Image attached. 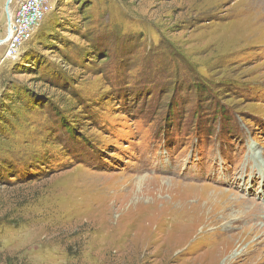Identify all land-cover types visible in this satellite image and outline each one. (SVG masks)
Masks as SVG:
<instances>
[{
  "label": "rangeland",
  "instance_id": "374dc122",
  "mask_svg": "<svg viewBox=\"0 0 264 264\" xmlns=\"http://www.w3.org/2000/svg\"><path fill=\"white\" fill-rule=\"evenodd\" d=\"M50 5L0 45V264H229L263 239L238 169L264 158V0Z\"/></svg>",
  "mask_w": 264,
  "mask_h": 264
},
{
  "label": "built area",
  "instance_id": "2783aa9c",
  "mask_svg": "<svg viewBox=\"0 0 264 264\" xmlns=\"http://www.w3.org/2000/svg\"><path fill=\"white\" fill-rule=\"evenodd\" d=\"M10 37L6 57L16 56L21 47L30 41L50 9V0H12Z\"/></svg>",
  "mask_w": 264,
  "mask_h": 264
},
{
  "label": "bare ground",
  "instance_id": "6f19581e",
  "mask_svg": "<svg viewBox=\"0 0 264 264\" xmlns=\"http://www.w3.org/2000/svg\"><path fill=\"white\" fill-rule=\"evenodd\" d=\"M244 164L240 165V167L238 169L239 171L241 170V174L243 176L247 175L249 173V167L251 165H253V169H255V173H254L252 179H249V181H247L248 183L247 182L245 183V187H242L241 191L245 193V196L248 197L252 203H254L253 205L256 204V206L258 205L260 208H262L264 210V158L257 160L254 157L253 159L246 161ZM209 180L213 181V182H217V184L222 185V186H226V187L228 186L227 184L230 183L229 179H227L225 177L223 179H219V178H216V176H212ZM259 180H261L260 183H259ZM234 183L235 182L233 181V184ZM257 183L260 184L258 187L256 186ZM231 186H232V184H231ZM250 214H252V213H250ZM259 214L262 217L264 216V213H259ZM257 217H259V216H257ZM257 217H255V218H257ZM262 235H264V231H263ZM233 241L229 242L228 245H226L224 247L226 249V251L224 253H222L223 256L229 254L228 255L229 256V260H228L229 264L233 263V262H238V260H241L242 257L249 255L254 250V245H255V247L259 248V247H263L262 245L264 244V238H263V239L259 240L258 242L253 243V245H250L246 250H243V251L237 252V253L236 252L233 253V252H230V249L232 248L233 243H237L236 241H234V242ZM238 241H240V240H238ZM260 261H261V263L264 262V255H262V254L260 255Z\"/></svg>",
  "mask_w": 264,
  "mask_h": 264
},
{
  "label": "water",
  "instance_id": "95a60500",
  "mask_svg": "<svg viewBox=\"0 0 264 264\" xmlns=\"http://www.w3.org/2000/svg\"><path fill=\"white\" fill-rule=\"evenodd\" d=\"M11 2H12V0H7V2H6V8L5 9H6V13H7V19H8V28H7L6 37L0 40V45L7 43V41L9 40V37H10L9 27H10V22H11V15H10L9 9H10Z\"/></svg>",
  "mask_w": 264,
  "mask_h": 264
}]
</instances>
